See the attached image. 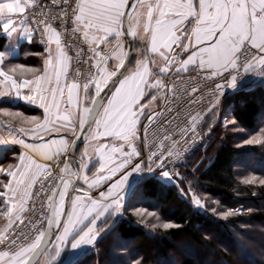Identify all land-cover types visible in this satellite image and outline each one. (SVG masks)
<instances>
[{
  "label": "snow or ice",
  "instance_id": "6c2138e0",
  "mask_svg": "<svg viewBox=\"0 0 264 264\" xmlns=\"http://www.w3.org/2000/svg\"><path fill=\"white\" fill-rule=\"evenodd\" d=\"M63 2L68 4V0ZM35 7L34 0H0V29L9 35L22 30L30 10ZM66 14L65 9L51 19H62ZM32 15L37 17L32 22L38 28L43 26L42 43L47 44L49 53L43 71L32 79L18 81L13 76L17 69L32 73L38 70L25 69L22 65L6 69L5 61L9 53L0 50V98L14 97L16 101L22 99L29 105L38 106L43 110V120L38 122V117L34 115L25 116L19 111L0 109V115L7 118L0 120V124L8 125L10 135L18 132L40 140L41 143L25 144V147L39 152L48 160L66 154L70 145L72 156L66 157L58 176H52L48 165L37 163L29 156H21L14 170L12 166L7 171L0 168V173L10 177L7 183L0 182L3 188L0 203L5 206L0 211L9 218L6 228L0 230V245L6 249L0 250V264H37L38 257L49 248L58 257L61 245L70 242L73 249H78L91 244L99 234L97 222L106 215L121 213L129 189V177L141 171L140 163L133 165L132 172L124 171L132 164V158L139 155L135 147L137 125L145 115L146 107L140 101L148 90H157L152 99L163 96L165 110L171 112L179 91L175 86L166 87L160 77L173 69L179 75L190 65L210 73L206 78L223 77L224 73L238 71L240 66L245 72L255 64L264 66V0H76L72 9L71 31L73 35L80 33L82 41L87 43V59L83 63L89 67L84 73L77 72V77L82 76V79L71 83L68 82V75L72 57L66 49L73 45L62 42V33L52 26L49 19L39 18L46 16L43 10L38 13L33 11ZM138 34L141 39H147V53L145 59L137 60L135 69L130 70L127 58L132 49L130 46L129 51H124L122 37L135 38ZM28 42H31V35ZM188 52L190 55L186 60L179 59ZM82 53V49L76 48L78 58ZM148 53L159 60L149 59ZM109 61H114L111 69ZM152 68L157 71L153 73ZM153 76L156 78L150 80ZM235 80L236 77H232L230 87L236 86ZM222 87L219 83L215 85L217 92ZM25 89L27 93L23 91ZM212 107L214 105L208 111ZM163 116V112L148 115V124L144 126L145 141L149 139L152 125ZM17 118L34 124V127L11 129L9 121ZM196 119L192 118L193 126ZM168 122L171 124L172 121ZM191 130L194 132V127ZM61 131L71 132L72 137L43 140L44 136ZM182 131L186 133L188 129ZM164 139L170 137L165 136ZM81 140L85 144L92 143L97 154L99 168L91 178L86 171L92 163L87 148L75 161L79 169L73 171L70 167L77 142ZM103 140H119L122 143L117 147L115 143H102ZM19 142L24 143L22 140ZM245 143L261 144L262 140L253 136ZM125 145L129 151H125ZM162 147L163 141L151 153L149 161L159 152L163 165L165 156ZM167 154L171 156L173 152ZM45 173V179L51 177V180L47 187L41 181L40 192H50V195L46 194L40 202V219L28 221L36 232L35 236L26 245L21 244L19 241L23 233L14 230L13 224L16 221L23 223L22 215L29 210L30 201L33 202L35 215L33 197H39L40 192L34 194L32 189ZM117 173H121L119 179L111 183L106 191H101L98 199H93L87 192L72 196L66 211L69 189L77 191L76 180H82L91 190L111 181ZM164 176L167 177L168 173L164 172ZM255 180L252 177L246 183H254ZM260 183L264 184V180ZM146 211L137 209L135 214L142 216ZM45 222L46 227H37ZM163 227L168 229L173 225L165 223ZM53 229L57 230L54 239L58 243L55 245L49 239ZM23 238L29 240L26 235Z\"/></svg>",
  "mask_w": 264,
  "mask_h": 264
},
{
  "label": "trees",
  "instance_id": "16d2710c",
  "mask_svg": "<svg viewBox=\"0 0 264 264\" xmlns=\"http://www.w3.org/2000/svg\"><path fill=\"white\" fill-rule=\"evenodd\" d=\"M246 73L250 75L251 71ZM214 113L205 120L204 135L214 122ZM236 117L242 126H248V137L258 136L262 143L237 147L232 138L216 139L209 157L200 146L178 167L176 178L180 173L188 176L193 166L202 165L197 175L199 185L216 194L223 206L243 209L238 217H213L197 209L181 193V186L164 183L157 175L145 177V200L124 207L120 214L108 215L98 238L84 248L80 259L65 261L63 257L57 264H201L194 256L203 245L217 252L213 260L206 256L202 259L207 264H264V184L254 182L246 187L238 181V173L244 169L264 179V101H246ZM189 166L191 170L186 171ZM133 208L160 211L173 227L153 233L134 217ZM181 241L186 244V253H180L176 245ZM254 252L262 260L256 259Z\"/></svg>",
  "mask_w": 264,
  "mask_h": 264
},
{
  "label": "crops",
  "instance_id": "0c3cea01",
  "mask_svg": "<svg viewBox=\"0 0 264 264\" xmlns=\"http://www.w3.org/2000/svg\"><path fill=\"white\" fill-rule=\"evenodd\" d=\"M18 29H20V26H17ZM56 30L57 28L54 27ZM58 31V30H57ZM31 35V42H28V36ZM122 40L124 42V51L127 52L129 49L130 42L132 40L133 44V54L131 61L129 63V69L134 70L135 65L138 60L145 59V54L147 53L148 48V42L147 39H141L140 35L138 34L135 38H131L128 36L122 37ZM115 42L113 41V44ZM54 47V45H53ZM0 50L7 51L9 53V58L5 61V67L11 68L15 67L16 65H22L25 69L32 68L38 70L36 73L24 71L21 72L19 69H17V72L13 74L14 78L18 81L23 79H32L34 78V75L41 74L44 68V62L48 58V51H47V45L43 44L39 37L37 36L33 24L30 19H28L25 22L24 28L22 30H19L17 33H12L11 35L3 33L2 29H0ZM68 54V53H67ZM136 56L135 59H133V56ZM149 59H155L159 60L157 56H153L150 53L147 54ZM190 55V52L186 53L182 60H186L187 56ZM134 60V61H133ZM133 62V63H132ZM114 66V61H109V68L111 69ZM195 66L190 65L187 69L191 70ZM153 73L157 71L156 68H152ZM251 73L248 75L247 81L243 84L242 88L237 91H229L226 93L223 98L220 100V102L217 104V107L215 109L214 113V122L211 126V132L204 135V140L201 146L207 147L210 140L218 139L217 141H229L231 139V134L233 132H236L237 134V142L232 138V142L234 146L241 147V146H248V144L241 145L240 143L244 140H248V130L246 127L242 126L241 122L238 120V116L236 117V112H238L243 105L246 103V101L249 100H255V101H264V66H261L259 64H255L253 68L250 69ZM184 72V71H183ZM11 74V73H10ZM165 76L160 77L163 82H165ZM156 77H150L149 79H155ZM75 81V73L72 67V61L69 66V75H68V82H74ZM168 82L166 83L167 87ZM25 93H27V90H23ZM157 93V90H148L146 95L142 97L140 103L146 105L144 109L145 115L141 117L140 123L137 125V136L138 139L135 141V147L137 151L139 152L138 156H134L132 158V164H130L124 171L125 172H132V167L136 163L141 164V171L138 173H133L129 177V189L126 191L125 194V201H124V207L129 206L133 203H139L140 200H145L146 198V190H145V178H144V170L142 169V163H141V156H142V141H141V130L144 121L147 119L148 115H152L159 107L163 100V96L157 97V99L153 100L152 97L155 96ZM0 109H7L9 111H19L22 112L25 116H36L38 117V122L43 120V110L40 109L38 106H33L27 104L24 100H18L16 101L14 97H4L0 98ZM216 118V120H215ZM7 119L0 115V120ZM233 119V121H230ZM11 125V129H18L20 127H24L26 129H30L34 127V124H29L26 121L20 120V119H13L9 121ZM10 129L8 125L0 124V168L5 169L6 171L9 170L10 166H12L13 170L14 167L19 163V159L21 156H29L32 160H34L37 163L48 165L50 167L53 160H48L44 158L39 152L30 151L25 147V144H38L41 143L40 140L33 139L31 136H24L18 132H12L10 135ZM77 134H79V129H77ZM64 137L66 139H70L72 137L71 132H64L61 131L59 133L53 132L50 136L46 135L44 136L43 140L46 142L50 139H56ZM246 138V139H245ZM23 141L24 143H20L19 141ZM102 143H115L117 147L121 145V141H111V140H103ZM87 148L89 152V157L92 160V163L89 165V168L86 170L87 175L91 178L96 173L97 169L99 168V162L96 159V152L94 151V147L92 143L85 144V142L82 143L81 147L78 151V158L80 157V153L83 152ZM128 147L125 145V151H129ZM71 151V145L69 146L68 152ZM76 158V157H75ZM77 161L74 159V162ZM79 169V164L75 163L72 167L73 171H77ZM168 176L165 177L164 173H160L157 175V179L161 180L164 183L167 184H177V178L176 174H170L169 172ZM121 173H117L116 176L113 177L111 181H107L100 186L89 190L87 188V185H85L82 180H76L75 186L77 188V191L71 193V197L75 195H81L83 192H87L89 196H91L93 199L99 198V193L101 191H106L108 186L111 183H114L115 180L119 179ZM42 176V175H41ZM40 176V177H41ZM10 177H7L5 173H0V182L7 183ZM40 179V178H39ZM39 181V180H38ZM38 183V182H37ZM36 184L33 185V193L36 188ZM72 189H69L68 194L70 193ZM0 191H3V188L0 187ZM2 199V198H0ZM70 202V201H69ZM30 203V202H29ZM69 203L66 207V211L68 210ZM123 207V208H124ZM122 208V209H123ZM5 206L3 203H0V210H4ZM122 212V210H121ZM15 216V213H14ZM23 216V215H22ZM108 217L106 215L101 219V221L97 222L98 229L100 228L102 222ZM14 218V217H13ZM8 217H5L2 214V211H0V230L5 229L8 222ZM16 221L13 226L17 223ZM87 223V222H86ZM11 230V229H10ZM9 230V231H10ZM99 235V234H98ZM98 238V236L93 240L91 244L88 245H82L78 249H73L71 247V243L69 242L67 245H61L60 246V255L58 256L60 259L67 260H78L82 257V253L84 251V248L86 246L93 245L94 241ZM71 241V237L69 238ZM58 243L55 239L52 242L53 245ZM54 253V251L49 248L47 251H45L40 259L37 261V264H48L49 261L48 258ZM56 261V262H58ZM64 261V262H65ZM55 262V263H56Z\"/></svg>",
  "mask_w": 264,
  "mask_h": 264
},
{
  "label": "built area",
  "instance_id": "2783aa9c",
  "mask_svg": "<svg viewBox=\"0 0 264 264\" xmlns=\"http://www.w3.org/2000/svg\"><path fill=\"white\" fill-rule=\"evenodd\" d=\"M36 7L29 12V19L31 22L37 17L32 15V12H40L43 10L46 14L45 17L50 20L53 27H56L58 32L62 33V42L65 44H72L71 48L66 49L70 57H72V67L75 73V81L82 79L77 77V72L84 73L89 65L84 64L83 61L87 59L88 45L82 41L80 33L72 34V9L75 7L76 0H68V4H64L63 0H34ZM66 9V15L62 19L52 20V16H59L62 10ZM34 30L39 37L40 41L44 39L41 35L42 25L38 28L37 24L33 23ZM47 45L46 43H43ZM104 47L103 45L101 46ZM76 48L82 49L83 53L78 58L76 56ZM179 51V49H177ZM254 51V50H253ZM186 53H183L179 59L182 60ZM79 61V62H78ZM210 73L200 70L198 67H194L191 70L184 71L177 75L175 69L168 73L167 77V87L171 88L175 86L179 89L174 98V107L171 112L165 110L166 105L164 103V98L159 105L158 109L153 113L163 112L164 116L158 118L157 123L152 125L150 130L149 139L145 141L144 126L148 124V119L143 123L141 130V141H142V156L141 163L142 169L144 170L145 177H152L156 174L169 172L170 174H176L178 172V167L185 163L190 156L201 146L204 140V127L205 120L210 111L209 107L217 104L223 98V96L229 91L240 90L243 84L247 81L248 75L244 70L243 66L238 68V71H232L229 73H224L223 77H209ZM232 77H236L235 87H230L229 82ZM219 83L223 85L222 89L217 92L215 85ZM192 100L199 101L198 103H191ZM212 107V109L214 108ZM152 114V115H153ZM197 117L195 125L193 126L192 118ZM175 118V119H173ZM171 120V124H169ZM194 127L195 131L191 129ZM161 128L163 130H161ZM188 129L186 133L182 130ZM165 136L170 137V139H164ZM161 141H163L162 151L164 153L165 159L163 165L161 166V160L159 159L160 153L158 152L156 157L149 161V156L153 151H156L158 147L161 146ZM169 151L173 152V155L169 156L167 153ZM68 153L62 154L58 159H54L50 165V170L52 176H58L60 174V169L64 168V162ZM78 161L79 158L77 157ZM47 173L42 175L36 185L34 194L40 192L41 181L44 186L47 187L51 177L45 179ZM54 186V185H53ZM50 195V192H40V196L36 197L34 195L33 200L35 201V215L33 214L32 201L29 203V210L23 214V223L18 221L13 229L17 232L22 231V236L19 241L21 244H27L33 238L36 232L32 229V226L28 223L29 220L33 222L40 219V202L44 199L45 195ZM46 210V209H45ZM46 222L43 225L38 224L37 227H46ZM12 231V229L10 230ZM28 236L29 240H25L23 237ZM0 250H6L4 245H0Z\"/></svg>",
  "mask_w": 264,
  "mask_h": 264
},
{
  "label": "rangeland",
  "instance_id": "374dc122",
  "mask_svg": "<svg viewBox=\"0 0 264 264\" xmlns=\"http://www.w3.org/2000/svg\"><path fill=\"white\" fill-rule=\"evenodd\" d=\"M136 56L137 55L133 56V59H135ZM136 60H138V58ZM167 77H168V74L164 77L165 78L164 85H166V83L168 81ZM216 107H214L209 112V114L214 112ZM214 117L215 116L213 115V118ZM215 120H216V118H215ZM230 121H233V119H231ZM212 124L213 123L211 121L210 125L207 129V134L211 132L210 128H211ZM236 132H233L231 134V137L236 140L234 143L237 142ZM207 134H206V136L208 137ZM249 139H250V137H249ZM245 141H247V139L242 141L240 144L245 145L246 144ZM214 144H216V139H214V140L211 139L209 144L207 145V147L204 148L206 150L205 151L206 156H208V157L210 156V153H211V150L213 149L212 147ZM194 164H197V163H194ZM198 166H199V164H198ZM198 166H193L192 172L190 171L188 176H186V175L183 176L182 173H180V178H177V185L181 186V188H180L181 193L185 197H187L196 206L197 209L202 210L204 213H207L213 217L224 218V219H227L228 217H230V218L231 217H238L240 215V213H242L243 209L230 207L229 205L223 206L221 199L216 194H214L210 191H207L206 189L204 190L203 187L201 185H199L197 175H198V171L202 168V165H200L199 167ZM189 169L191 170L190 166L186 168V171H189ZM252 177H255L256 178L255 182H258V183H260L261 180H264V179H261L260 177L256 176L255 174L250 173L248 170H245V169L240 170V172L238 173V181L241 183V185H247L246 187L250 186V183H246V181L251 179ZM197 201L199 203H197ZM258 201H260V200H258ZM153 206L154 205H152V207ZM137 209H142V208H133L132 209V212L134 213V217L139 219L141 222H144L145 226H147L153 233H155L158 229H165L163 227V224H165V223L173 224V222L170 221L169 219H166V217H164L160 211H158L159 212L158 213V212H153V211L147 210L144 213V215L137 216L135 214ZM249 211H251V210H249ZM149 212L154 213V214L148 215ZM247 224H244V225L247 227ZM181 240H185V238H182ZM262 242L264 244V236L262 238ZM181 243H183V242L181 241V242L176 243V245L179 244V252L180 253H186L187 252V250L185 249L186 244H181ZM244 245H245V243H244ZM237 246H238L237 248H238L240 254L243 253L242 248L240 247L239 243H237ZM113 248L114 247H112V249ZM252 248H254V247H252ZM115 250H116V248H115ZM252 251H253V249H252ZM195 253H197L196 254L197 256H194V257L198 258V260H197L198 263L207 264L206 261H203L202 259L206 256V257L210 258L208 260H211V259L213 260L214 257L216 256L217 252L214 249L203 245V246H199V248H197V252H195ZM254 253H255L254 257L256 259L262 260L261 255L258 256L257 252H254ZM58 259H59V257H57L55 255V252H54L48 258L49 261L47 263L48 264H57L56 261H58Z\"/></svg>",
  "mask_w": 264,
  "mask_h": 264
},
{
  "label": "water",
  "instance_id": "95a60500",
  "mask_svg": "<svg viewBox=\"0 0 264 264\" xmlns=\"http://www.w3.org/2000/svg\"><path fill=\"white\" fill-rule=\"evenodd\" d=\"M130 46H131L132 52H131V55H129L128 58H127L128 66H129V63H130V61H131L132 54H133V44H132V40H131V42H130L129 47H130ZM127 51H129V49H128ZM83 142H84L83 140L77 142V145H76V152H75V155H74L73 158H72V163L70 164V167H71V168H72V167L74 166V164H75L74 159H75V157L77 156L78 151H79V148L81 147V145H82ZM68 155H69V156H72V150L68 153ZM71 193H72V190H71L70 193L68 194V198H66L65 209H66V207H67V205H68V203H69V201H70ZM56 233H57V230H56V229H53L52 233H51L50 236H49V239L51 240V243L54 241V237H55ZM44 252H45V251H44ZM44 252H43V253H44ZM40 257H41V255L38 257V260L40 259Z\"/></svg>",
  "mask_w": 264,
  "mask_h": 264
}]
</instances>
